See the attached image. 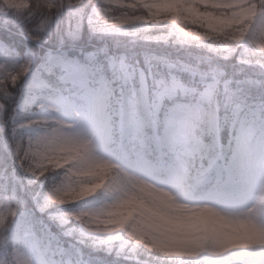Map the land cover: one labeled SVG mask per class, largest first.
<instances>
[{
	"label": "snow or ice",
	"instance_id": "obj_1",
	"mask_svg": "<svg viewBox=\"0 0 264 264\" xmlns=\"http://www.w3.org/2000/svg\"><path fill=\"white\" fill-rule=\"evenodd\" d=\"M139 2L147 17L111 15L127 0H43L47 13L25 31L39 5L18 0L19 24L0 27V49H8L5 41L17 30L32 41L22 64H0V93L11 99L25 81L17 107L32 112L11 130L19 168L29 183L63 170L61 182L35 198L34 207L52 224L75 222L82 236L124 234L180 264H264V0ZM65 10L72 13L65 30L52 29ZM149 18L194 25L179 29L180 44L222 39L218 48L197 46L234 59L231 70L211 56L193 63L145 55L141 66L106 46H78L85 25L94 34L117 33ZM257 97L261 103H248ZM226 127L231 139L222 136ZM25 128L35 134L19 136ZM101 190L114 194L103 207L51 211ZM18 194L19 182L0 202V225L5 210L12 218L0 232V251L23 257L21 264H49L57 237Z\"/></svg>",
	"mask_w": 264,
	"mask_h": 264
},
{
	"label": "trees",
	"instance_id": "obj_2",
	"mask_svg": "<svg viewBox=\"0 0 264 264\" xmlns=\"http://www.w3.org/2000/svg\"><path fill=\"white\" fill-rule=\"evenodd\" d=\"M33 4L39 5L38 15L24 22L25 31L29 29L34 30L39 24L40 15L46 14L48 11L43 6V0H33ZM0 9L3 10L0 11V27L8 24L14 26L19 24L15 8L6 6L3 0H0ZM71 16V11H63L50 27L55 29L58 26L59 30L63 32ZM9 35L11 38L5 41L9 47L8 49H0V61L8 64V68L12 69L23 63L24 54L27 48L32 45V41L27 39L25 32L20 33L19 30L15 34L9 33ZM78 46L83 47L87 51L106 46L112 51L127 55L131 62L139 60L141 66H143L145 55L165 56L172 61L179 59L193 63L197 57L211 56L214 58V62H219L225 67L226 71H230V66L235 63V60L232 58L226 60L222 57H215V54L211 53L206 47H198L197 44H180L174 40H170L168 43L157 44L146 42L143 38L130 35L94 34L87 25L83 28ZM21 82L12 89L15 95L11 99L4 97L0 93V103L6 105V117L10 119V122L12 121V125H19L32 119L30 110L17 108V99L22 93L20 89ZM256 99L258 100L259 97ZM12 127L6 128L5 138H2L0 141V202H4L5 198L9 199L11 197L13 187L19 182L18 198L27 202L28 210L35 211L36 216H40L41 213L36 211L33 201L37 197L43 198V194L49 188L61 182L63 170L49 173L46 181L33 180L29 183L30 178L23 176L17 165L14 138L11 135ZM18 135L23 137L28 136L23 129L19 130ZM106 204L108 203L103 201L100 207ZM77 206V204H71L68 207L77 208ZM57 209L58 206L51 209V211L56 212ZM11 220L12 218L7 215L5 210L4 224L0 225V232H3L7 228ZM49 224L57 237V242L53 244L52 250L47 253L46 258H54L56 264H78L79 260H81L79 264H180V261L176 258L168 259L150 252L142 246L137 245L134 241H130L124 234V238L119 244L95 245L93 243L94 235H88L84 239H81V227L78 224L74 226V222L73 225L70 224L64 227L58 224ZM68 228H72V231H68ZM4 260L9 264L13 263L11 256L0 251V264ZM183 264L205 263L202 260L199 262L184 260Z\"/></svg>",
	"mask_w": 264,
	"mask_h": 264
},
{
	"label": "rangeland",
	"instance_id": "obj_3",
	"mask_svg": "<svg viewBox=\"0 0 264 264\" xmlns=\"http://www.w3.org/2000/svg\"><path fill=\"white\" fill-rule=\"evenodd\" d=\"M3 2L6 6L14 8L13 5H15L18 2V0H3ZM130 4H134L136 6L135 7L127 6ZM89 15H91V9L89 11ZM111 15L117 16V17H124V16H126V17H140V16L147 17L148 11L143 7V5L139 2V0H127V3L123 7L113 6V10H112ZM133 27L139 29V31H137L136 34H134V35L131 34L133 32ZM191 27H195V26L185 24L183 21L178 22L177 24H173L170 19H163L162 18L160 20V22H156L154 19L149 18L146 21H138L134 26H131V27L124 29L125 31H123V32L109 33V34H123V35L140 37V38L144 39L147 36L168 35L169 33H171L172 38L170 40L176 41L178 36L183 35V33L179 32L180 28H191ZM198 30L203 31L204 29L200 28ZM223 42L224 41L222 39L214 38L212 40H207V41H194L192 44L211 45L212 47L218 48L223 44ZM243 47H244L243 45H240V46H238V49L242 51ZM0 64L8 67V64H6L2 61H0ZM24 84H25V81L22 80L21 85H20V89L22 91L24 89ZM20 96H21V94H20ZM20 96L18 98H20ZM17 101H18V99H17ZM18 109L22 110V108H18ZM31 117H32V112H31ZM10 126H13V125H12V121L10 122V119H8V117H6V108L0 109V130H2V129L6 130V128H8ZM23 130L28 136L35 134L34 130H32V129L25 128ZM2 138L3 139L5 138V131H3V132L0 131V141L2 140ZM97 155H99L103 159H110V160H112L113 163L117 162L111 154H109L105 151H98ZM121 166L123 167V165H121ZM18 168H19V165H18ZM19 170L23 176L27 177V175L20 168H19ZM153 182H155V181H153ZM157 186H164V185H161L158 183ZM113 196H114L113 193H110V192L105 191V190H101V191L97 192L95 195L87 198L86 200H83V201L76 203L78 205L77 208H73V207L71 208V207H68L69 206L68 205V206H66V208L62 209L58 206V209L55 213H60L62 211H66V210L72 211L74 209L75 210H83V209L100 208V204L103 201H105L106 203H110L113 199ZM5 199L7 200V198H5ZM6 200H4V201H6ZM75 225H76V223L74 222V226ZM67 230L69 231L70 228H68ZM84 238H85V236H81V239H84ZM123 238H124L123 234H120V233L111 234L110 236L109 235H104V236H95L94 235L93 243L95 245H102V244L111 245V244H116V243L119 244ZM11 258H12V262H13L12 264H21V261L23 259V257L18 259L17 257H14V256H11ZM47 260L52 262V263H55L54 259L52 260L51 258H49ZM201 260L204 261L205 264H207V262L205 260H203V259H201ZM79 263H81V260H79L78 264ZM2 264H9V263L4 260L2 262Z\"/></svg>",
	"mask_w": 264,
	"mask_h": 264
},
{
	"label": "clouds",
	"instance_id": "obj_4",
	"mask_svg": "<svg viewBox=\"0 0 264 264\" xmlns=\"http://www.w3.org/2000/svg\"><path fill=\"white\" fill-rule=\"evenodd\" d=\"M262 101H260L259 99L257 100H249L248 103L250 104H258L261 103ZM233 135V131L230 127H226L224 128L223 132H222V136H225L227 138L231 137ZM38 211V210H36ZM38 218H40L41 220H43L46 224H49V220H48V214L47 213H41L40 216H38Z\"/></svg>",
	"mask_w": 264,
	"mask_h": 264
}]
</instances>
